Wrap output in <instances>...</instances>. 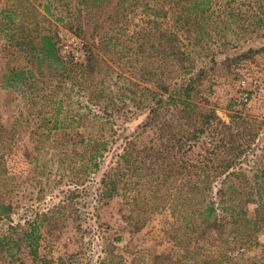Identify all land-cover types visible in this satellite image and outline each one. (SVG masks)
<instances>
[{
	"label": "rangeland",
	"instance_id": "1",
	"mask_svg": "<svg viewBox=\"0 0 264 264\" xmlns=\"http://www.w3.org/2000/svg\"><path fill=\"white\" fill-rule=\"evenodd\" d=\"M5 1L0 0V8ZM10 2L15 4V0ZM69 2L75 4L66 0L65 8ZM257 2L236 0L235 6L243 11L234 24L223 12L218 13L220 3L216 0L218 11L212 20L193 24L181 33L182 46L191 54V73L202 74L194 100L202 107L216 109L227 121L237 109L264 120V24L255 22L253 12L260 10ZM130 8L105 39L116 42L113 51L102 43L104 35L93 22L81 33L62 22H42L44 28L57 34L65 60L80 67L87 62L90 50L100 48L103 70L97 84L79 77L74 85V74L57 70L49 71L43 79L38 75L40 82L35 87L10 88L0 82V123L13 138L1 150L0 264H156L160 255L163 258L158 264H167L168 259L185 260L184 256L194 253L195 234L179 226L167 209L147 205L155 199L158 188L156 171L144 168L137 177H130L131 184L121 185L115 197L103 199L99 196L103 170L86 175L83 171L79 154L83 136L108 140L104 169L117 160L116 153L123 151L127 137L144 148L158 136L156 128H139L148 115L145 93L148 88L159 89L148 80L146 68L156 70L162 65L172 82H180L175 69L165 65L169 61L150 48L142 0ZM161 26L173 28L172 19L160 20ZM17 52L2 34L0 80L8 65L23 64L19 54L13 58ZM152 54L155 59L150 60ZM55 110L66 122L59 129H51ZM43 131L51 134L43 135ZM243 162L249 175L261 174L264 125ZM246 207L254 216L257 203H246ZM30 224H37L42 233L41 256L53 261H36L25 244L13 248L2 240L4 234L16 235L14 230ZM109 249L112 253L108 254ZM244 251L264 264V230Z\"/></svg>",
	"mask_w": 264,
	"mask_h": 264
},
{
	"label": "trees",
	"instance_id": "2",
	"mask_svg": "<svg viewBox=\"0 0 264 264\" xmlns=\"http://www.w3.org/2000/svg\"><path fill=\"white\" fill-rule=\"evenodd\" d=\"M10 1L6 0L0 8V36L4 34L18 51L13 58L19 54L24 62L21 66L8 65L0 82L4 87L19 88L39 85L38 75L43 79L52 70L71 73L69 76L74 74V85L80 78L97 84L103 70L100 48L90 50L87 62L80 67L76 62L65 60L57 34L44 25L62 22L81 33L93 22L94 28L104 35L102 43L108 51H113L116 42L105 39L138 0H73L75 4L69 2L66 8V0H36L38 4L28 0H15V4ZM25 1L29 4L23 5ZM215 1L142 0L148 17L150 48L157 49L163 61H169L165 65L180 76V82H172L162 65L156 70L146 68L148 80L154 81L159 89L148 88L145 93L148 115L139 128L158 129L154 142L140 148L134 138L127 137L123 151L116 153L117 160L104 169L108 140L104 136L87 139L83 135L80 139L79 154L83 157L85 175L91 170H103L99 195L102 199L115 197L121 185L131 184L130 177H137L144 168L156 171L158 188L155 199L147 205L167 209L179 226L196 236L191 256H184L185 260L171 258L167 264H258L244 250L264 230V168L261 174L249 175L243 168V160L258 139L264 120L237 109L228 115L227 121L216 109L200 106L194 97L202 74L191 73V54L183 48L181 40V33L187 28L215 17L218 11L214 8ZM217 1L221 10L218 13L223 12L234 24L238 23L243 10L235 6L236 0ZM257 3L260 10L253 12L255 22L264 24V1ZM163 19H172L173 28L158 27ZM145 47L140 45L141 49ZM149 59H155L153 54ZM54 114L51 129L66 125L57 110ZM10 132L0 123V163L4 157L1 150L13 139ZM42 134L48 136L51 131ZM251 202L257 203L254 216H250L246 207ZM38 227L37 224H30L29 228L21 225V229L14 230L16 235L4 234L2 240L13 248L25 244L34 260L51 262L41 256L42 233ZM189 246L191 239L186 242L187 249ZM162 258L163 255L157 256L156 264Z\"/></svg>",
	"mask_w": 264,
	"mask_h": 264
}]
</instances>
